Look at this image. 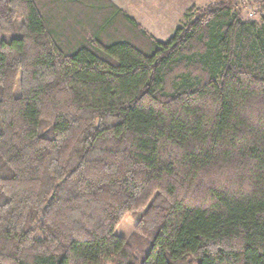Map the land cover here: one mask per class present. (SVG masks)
I'll list each match as a JSON object with an SVG mask.
<instances>
[{
  "label": "trees",
  "instance_id": "16d2710c",
  "mask_svg": "<svg viewBox=\"0 0 264 264\" xmlns=\"http://www.w3.org/2000/svg\"><path fill=\"white\" fill-rule=\"evenodd\" d=\"M111 4L0 0V264H264V12Z\"/></svg>",
  "mask_w": 264,
  "mask_h": 264
},
{
  "label": "rangeland",
  "instance_id": "374dc122",
  "mask_svg": "<svg viewBox=\"0 0 264 264\" xmlns=\"http://www.w3.org/2000/svg\"><path fill=\"white\" fill-rule=\"evenodd\" d=\"M140 4L139 9L143 18H149V24L158 26L155 28L159 40L166 41L170 39L177 25L182 21L185 11L193 5L205 6L214 0H133ZM244 5L243 16L247 20L259 21L264 12V0H238ZM155 8V9H154ZM159 10V12H158ZM141 17V16H140ZM143 23L146 21L140 19ZM154 26V27H155ZM1 39V34H0ZM133 214H128L117 228V234L123 237H129L135 226Z\"/></svg>",
  "mask_w": 264,
  "mask_h": 264
},
{
  "label": "crops",
  "instance_id": "0c3cea01",
  "mask_svg": "<svg viewBox=\"0 0 264 264\" xmlns=\"http://www.w3.org/2000/svg\"><path fill=\"white\" fill-rule=\"evenodd\" d=\"M44 1L47 2L50 0H44ZM51 1L52 2L55 1L56 4L55 9L50 8L53 11L55 10L54 14L56 15V18L66 19V18H73L74 16L76 20L77 19L79 20V22L81 20L87 21V23L89 22L88 23L89 27H94V28L97 27V25L100 24L103 20H105L106 16L108 17V19H110L109 15H106V11L107 9L112 8L111 3H114L119 9L131 15L135 20H137L145 30H147L153 36L159 39L157 37L158 36L157 29H159L158 26H155L154 24L153 25L149 24L148 21L149 18L146 17L143 18V14H141L140 9L138 7L140 6V4L138 2H134L133 0H83L87 4H83V3L80 4L78 2L75 3L71 0H51ZM51 10L49 11L50 13L52 12ZM86 12L90 15H88ZM118 16H119V21H122V19L125 20L124 19L125 17L121 16L120 14ZM140 19H143L146 22L143 23ZM155 28L157 32L155 31ZM173 29L176 30L175 24L173 25Z\"/></svg>",
  "mask_w": 264,
  "mask_h": 264
}]
</instances>
